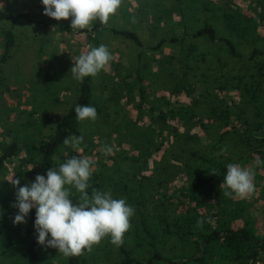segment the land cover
Instances as JSON below:
<instances>
[{
    "label": "rangeland",
    "instance_id": "1",
    "mask_svg": "<svg viewBox=\"0 0 264 264\" xmlns=\"http://www.w3.org/2000/svg\"><path fill=\"white\" fill-rule=\"evenodd\" d=\"M223 4L229 5L227 0H223ZM0 8L19 14L14 20L0 21V51L2 28L11 26L15 39L9 58L0 62V142L2 138L9 139L10 135L30 132L29 138L37 150L77 96L78 82L70 70L73 60L82 51H87L86 40L82 32L71 28V18L59 20L69 30L39 23L40 18L45 19L40 0H0ZM214 14L202 10L198 0H122L121 7L107 24L132 30L140 44L110 29H102L97 47L102 44L107 46L113 56L111 61L119 59L117 64L122 73L139 69L147 87V99L159 100L164 96L173 106L186 103L191 106L193 115H186L182 120L170 116L164 123L153 120L146 106L140 114L125 96L122 99L111 98L117 76L116 69L110 67V61L107 70L92 76V101L99 106V112L94 122L79 121L78 127L84 138L81 144L83 152L76 153L64 144L60 149L66 160L75 155L91 157L95 161L93 171L99 172L103 178L99 190H111L113 198H124L134 207L131 228L125 233L124 240L138 256L145 253L134 243L139 213L154 211L152 201L159 192L175 191L190 178L186 170L187 164L192 166L194 163L193 152L211 151L227 164H240L255 172L256 190L245 200L258 219L259 227L264 225V146L259 147L257 140L248 146L231 131L221 150L216 152L210 148L215 137L224 129L212 117L211 108L221 109L226 105L234 112L237 109L228 98L230 79L239 75L248 80H253L255 76L261 79V104L264 105V74L258 76L256 72V62L263 58L248 57L252 46L264 49V39L255 43L241 41L227 31L219 11ZM204 23L211 24L217 36L230 38L239 56L229 54L219 38L209 40L205 36L191 35ZM183 30L187 31V35L182 41L171 39ZM160 39L164 41L155 46ZM182 69L188 73L187 79L193 84L190 94L184 91L178 94L173 90L174 72ZM238 104L242 106L243 117L257 119L252 103ZM174 127L180 136L176 137ZM186 135H195L196 138L187 139ZM174 137L179 142L174 141ZM106 146L113 149L111 154H105ZM257 158L261 161L259 166L255 165ZM15 159L6 162L0 170V215L6 220L18 212V209L11 211L17 190L11 183L14 181ZM59 163L60 159L50 169L58 168ZM31 166L28 165L27 177L20 180L21 187L35 181L39 164H34L33 172ZM122 180L140 189L142 199L139 205L130 202L128 196L121 193L118 184ZM160 181L163 183L160 184ZM129 192L132 198L138 199L133 196L134 191ZM175 199L173 193L171 200ZM165 205L168 206L169 225L160 226L161 249L163 253L176 256L188 253L192 248L188 239L171 233L177 226L173 222L177 210L173 204ZM158 209H162V205ZM25 220V223L19 224L22 229L27 217ZM24 246L25 237L16 250L21 251ZM39 253L43 264H67L66 257L59 254L58 249L41 245ZM16 257L22 258L20 254ZM118 257L117 246L110 243L109 237L94 245L90 253L87 250L83 253L85 264H112ZM0 264L17 262L15 257L1 255Z\"/></svg>",
    "mask_w": 264,
    "mask_h": 264
},
{
    "label": "trees",
    "instance_id": "2",
    "mask_svg": "<svg viewBox=\"0 0 264 264\" xmlns=\"http://www.w3.org/2000/svg\"><path fill=\"white\" fill-rule=\"evenodd\" d=\"M180 1V0H178ZM201 9L209 11L215 15L219 11L224 26L231 34L236 35L241 41L258 42L264 39V0H227L228 6L223 4V0H198ZM41 3V12L45 17L38 20L44 26L52 24L56 29L64 30L69 28L51 17L44 15V6ZM19 14L0 8V21L5 19H16ZM31 19V16L29 17ZM115 26V25H114ZM104 25L99 20L93 21L91 30H78L84 34L87 51L92 47H97L99 43V33L102 29H110L113 33L119 34L127 39H132L140 44V40L135 32L126 28H116ZM2 44L0 51V62L6 61L14 45V32L11 26L1 29ZM187 35L183 30L176 39L182 41ZM193 36H205L209 40L219 38L225 44L229 54L239 56L234 43L228 37L217 36L214 27L209 23L192 32ZM164 39H160L155 46H159ZM262 60L256 62V72L258 76L264 74V49L252 46L248 57H260ZM169 60V59H168ZM117 63L119 59L110 62V67L115 70L116 80L113 83L111 98L122 99L126 97L134 107L138 108L142 114L146 106L147 112L153 120L168 122V117H177L182 120L186 115L192 116L190 105H170L169 100L164 96L158 99H147L146 84L138 68L134 71L122 73ZM188 73L182 71L174 72V93L186 92L190 94L193 84L188 79ZM77 96L73 103L58 119L53 130L47 135L46 140L36 150L31 142V133L10 135L9 139L2 138L0 142V170L6 162L16 158L13 163V179L22 180L27 177L28 165H32L30 170L34 171V164L38 163L37 175L47 176L50 166L59 161L65 162V155L60 152L63 141L71 135L81 136L76 119V105H89L95 107L99 112V106L92 101L93 87L92 76L77 80ZM261 79L257 76L253 80H248L245 76H236L229 80L228 98L236 104L235 112L226 105L221 109L212 107L211 115L215 121L220 122L224 129L221 130L210 144L212 151H219L226 142L227 134L233 131L238 139L250 146L252 141L257 140L259 147L264 146V105L261 104ZM221 86V85H220ZM222 87V86H221ZM231 91V93H230ZM161 100V101H160ZM252 103L255 107L257 119L249 120L243 117L242 106L238 103ZM233 109V108H232ZM154 117V118H153ZM204 125V124H202ZM226 126V127H225ZM176 137L180 136L177 128L174 127ZM30 137V138H29ZM187 139H195V135H186ZM174 141L179 142L174 137ZM22 151L24 153H22ZM215 154V155H214ZM191 153L194 160L193 165L187 164L190 178L172 191L176 196L172 201L171 191H161L153 199L154 211L139 213L134 236V243L141 247L145 253L142 256L135 255L133 249L127 246L124 240L120 247H117L119 257L112 264H264V225L259 227L258 219L252 214L249 202L237 197L234 193L227 195L228 189H221L220 185L224 181L227 172V162L219 159L216 153ZM38 156V159H36ZM78 157V155H75ZM14 157V158H13ZM73 157V156H71ZM70 157V158H71ZM244 162V158H242ZM12 162V161H11ZM187 163V162H186ZM214 173V174H213ZM146 178V176H144ZM103 178L99 172L92 173L88 181L89 187L86 189L91 198L93 190H99L102 186ZM163 181H160L162 184ZM119 189L123 195L128 196V200L135 205H139L142 199L140 189L122 180ZM129 190L134 191L132 198ZM100 191V190H99ZM81 193L70 188V199L78 203ZM135 199V200H134ZM173 204L177 213L173 222L177 225L171 233L177 234L180 238L186 237L191 244V250L181 255H170L163 253L160 244V226L169 225L168 206ZM162 205V209L158 206ZM6 207V205L4 204ZM11 211H15L13 208ZM1 214V213H0ZM14 217L6 220L0 215V256L4 255L14 258L17 264H43L37 241L35 230L36 209L33 208L27 216V223L24 229L13 223ZM203 219V227H197V221ZM211 220V223L208 221ZM162 230V229H161ZM25 237L23 250L19 248V243ZM18 254L22 258L16 257ZM67 264H85L83 254L80 256L66 257Z\"/></svg>",
    "mask_w": 264,
    "mask_h": 264
},
{
    "label": "clouds",
    "instance_id": "3",
    "mask_svg": "<svg viewBox=\"0 0 264 264\" xmlns=\"http://www.w3.org/2000/svg\"><path fill=\"white\" fill-rule=\"evenodd\" d=\"M44 15L57 21L71 18L72 29L91 30V24L99 20L106 25L109 18L121 7L122 0H42ZM113 56L107 46L92 47L82 51L73 61L70 70L72 77L82 81L89 76H96L101 70H107ZM78 121L97 119L95 107L76 105ZM83 136L71 135L63 141L76 153H82ZM226 150V149H225ZM105 154L113 149L105 147ZM95 161L87 156H73L59 163L58 168H51L47 176L37 175L30 185L20 186V180L11 183L16 187V199L12 204L18 209L13 223H25L30 211L36 209L35 230L40 245L58 249L64 257L80 256L94 245H98L105 237L110 243L120 247L124 235L131 228V218L135 209L124 198H113L111 190H93L91 198L86 189L93 173ZM261 161L255 159V165ZM214 174V173H213ZM255 172L240 164L230 163L221 189H228L227 195L233 193L246 199L256 188ZM75 187L81 193L78 203L70 199V188ZM211 223V220L208 221ZM203 219L197 221V227H203ZM49 234L51 239H49Z\"/></svg>",
    "mask_w": 264,
    "mask_h": 264
}]
</instances>
